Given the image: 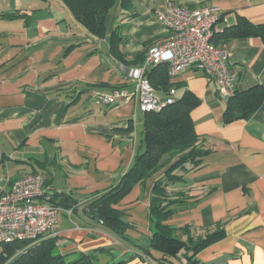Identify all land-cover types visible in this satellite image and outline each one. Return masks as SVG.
<instances>
[{
    "label": "crops",
    "instance_id": "obj_1",
    "mask_svg": "<svg viewBox=\"0 0 264 264\" xmlns=\"http://www.w3.org/2000/svg\"><path fill=\"white\" fill-rule=\"evenodd\" d=\"M169 1L189 10L219 7L216 44L232 51L237 91L264 87L262 40L219 38L242 18L264 23V0H133L129 9L119 4L110 12L103 39L91 36L60 0H0V188L9 193L17 180L41 172L57 203L61 196L79 203L71 216L62 212L47 235L57 238L58 253L69 262L84 255L97 264H158L154 258H161L156 252L147 257L140 245L149 247L151 197L165 170L115 206L133 227L131 241L89 218L88 207L117 188L144 151L146 119L135 100L104 106L94 95L132 85L128 72L141 66L134 62L143 44L170 38L154 16ZM114 33L126 63L111 54ZM170 83L177 100L190 92L201 101L191 119L210 153L172 187L194 199L174 207L166 225L184 240L186 227L195 236L224 227L225 236L197 255L199 264H264V103L250 119L224 124L226 104L214 79L192 69Z\"/></svg>",
    "mask_w": 264,
    "mask_h": 264
},
{
    "label": "trees",
    "instance_id": "obj_2",
    "mask_svg": "<svg viewBox=\"0 0 264 264\" xmlns=\"http://www.w3.org/2000/svg\"><path fill=\"white\" fill-rule=\"evenodd\" d=\"M60 1L71 12L75 21L97 39H103L107 35V19L110 12L119 4L123 8L129 9L133 3V0ZM219 38L225 43L232 40L258 38L264 44V23L254 24L242 18L237 25L226 29L224 35ZM216 40V38L213 39V44L219 47ZM121 42V37L114 33L111 54L114 58L126 63L121 52ZM155 46L152 41L145 42L142 51L135 58L134 64L142 65L149 50ZM148 79L154 88L163 91V97H166L170 90L175 88V85L170 83L166 64L152 68L148 73ZM126 87L129 85L114 90ZM200 103L201 101L194 94L187 92L163 112L146 114L144 151L136 156L133 167L124 175L121 184L108 194L98 197L88 207L89 218H93L100 226L118 238L131 241L128 232L133 227L126 222L125 213L115 209V206L129 195L135 185L145 182L165 170L163 178L155 183L151 197L149 220L153 228V235L148 248L140 245L147 257H154V252L161 254V258H154L158 264H163L170 258L179 257L186 259L187 264H199L196 260L197 255L225 236L224 227L220 224H217L213 230L205 229V233L198 236L192 234V228L186 227L180 230L187 236V239L184 240L176 236L178 229L166 225V222L175 213L174 207L194 199L183 191H173L172 187L185 181L184 173L199 169L204 157L210 153L205 148L204 139L196 134L191 119V112ZM263 103L264 87L261 85L254 86L244 92L237 91L226 104L223 123L230 124L238 120H248L262 107ZM48 185V179H46V187ZM58 198L57 195H52V203L65 210L77 209L78 202L61 196V202L57 203ZM0 264L97 263L94 258L88 255L69 262L66 256L58 253L57 238L47 237L37 243L0 244Z\"/></svg>",
    "mask_w": 264,
    "mask_h": 264
},
{
    "label": "built area",
    "instance_id": "obj_3",
    "mask_svg": "<svg viewBox=\"0 0 264 264\" xmlns=\"http://www.w3.org/2000/svg\"><path fill=\"white\" fill-rule=\"evenodd\" d=\"M161 26L171 34L163 45L149 50L145 62L128 72L132 85L97 93L96 103L115 106L120 101L135 100L144 114L161 113L177 102V90L159 97L148 79L150 70L166 64L171 79L196 69L218 84V95L227 104L237 92V77L231 73L232 51L213 44L217 25L223 19L217 6L189 10L169 1L154 14ZM75 208L64 210L52 203V193L46 187V176L31 174L17 180L11 191L0 188V244L37 243L47 238L58 225L62 212L71 216Z\"/></svg>",
    "mask_w": 264,
    "mask_h": 264
},
{
    "label": "water",
    "instance_id": "obj_4",
    "mask_svg": "<svg viewBox=\"0 0 264 264\" xmlns=\"http://www.w3.org/2000/svg\"><path fill=\"white\" fill-rule=\"evenodd\" d=\"M143 246H144V247H147V246H148V244H147L146 241L143 242Z\"/></svg>",
    "mask_w": 264,
    "mask_h": 264
},
{
    "label": "rangeland",
    "instance_id": "obj_5",
    "mask_svg": "<svg viewBox=\"0 0 264 264\" xmlns=\"http://www.w3.org/2000/svg\"><path fill=\"white\" fill-rule=\"evenodd\" d=\"M19 252H20V251H19ZM19 252H18V253H19ZM5 258H6V257H5Z\"/></svg>",
    "mask_w": 264,
    "mask_h": 264
}]
</instances>
